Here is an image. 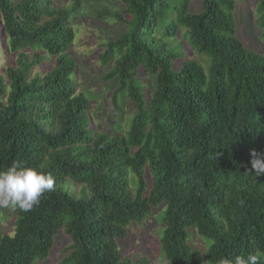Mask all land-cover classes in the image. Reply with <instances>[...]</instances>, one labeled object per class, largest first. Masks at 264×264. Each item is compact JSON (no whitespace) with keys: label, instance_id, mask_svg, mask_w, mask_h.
<instances>
[{"label":"trees","instance_id":"16d2710c","mask_svg":"<svg viewBox=\"0 0 264 264\" xmlns=\"http://www.w3.org/2000/svg\"><path fill=\"white\" fill-rule=\"evenodd\" d=\"M192 1L0 0L16 54L0 75V170L20 162L54 179L30 211L2 206L13 232L1 218L0 264L48 259L60 233L70 243L58 264H151L118 240L156 215L167 264H264V176L247 172L251 151L264 152V52L239 38L264 47V0L254 25L239 23L246 0ZM85 17L116 29L83 68L71 48ZM94 107L123 111L124 125Z\"/></svg>","mask_w":264,"mask_h":264},{"label":"rangeland","instance_id":"374dc122","mask_svg":"<svg viewBox=\"0 0 264 264\" xmlns=\"http://www.w3.org/2000/svg\"><path fill=\"white\" fill-rule=\"evenodd\" d=\"M194 1H192V4H194ZM253 0H246L245 4L242 5V8L246 10L243 15V19L239 20V23L241 25V21L246 22L247 18L252 22L251 24L254 25L256 23V15L253 13ZM86 6L91 7L92 9H98L103 8L104 6L96 5L94 2L86 1ZM195 7L197 8V5L195 4ZM240 10V8H239ZM239 13V12H238ZM249 14V15H248ZM86 18V17H85ZM84 18V19H85ZM114 22H101V23H92L90 20H88V17L86 18L84 25L81 26L79 29V34L76 37L75 45L71 48L72 49V55L76 58L79 67L83 65V68L93 65L91 62L94 61V58L96 55L100 54L104 50V39L108 38V36H111L113 30L116 29L113 28ZM77 30V29H76ZM2 34L0 33V75H4L5 69L9 66H14L16 62V54L10 53L6 50V42L5 39H2ZM241 41L244 43L246 47H249V49H253L254 51H257L258 53L264 52V47L257 42V38L255 34L249 35V36H239ZM177 40L178 44H182L183 51L186 53L187 57H192L193 53L188 46L186 41H182L181 39H175ZM173 43V42H172ZM174 44V43H173ZM176 45V44H175ZM50 61H45V64L42 67H39L36 69V72H46L48 71L50 65ZM147 83V82H146ZM94 84H92L93 86ZM79 90L83 92H87V87L84 81L82 79L79 80L78 84ZM151 87L149 84L148 88ZM87 90V91H86ZM91 92V91H90ZM96 93H99L96 91ZM89 95V92H88ZM97 95V94H96ZM91 103H99L100 96H96L93 99H91ZM123 106V103L120 101ZM96 107V105H95ZM94 111H104V115L106 116V122L109 123L111 128L119 127L124 125V117L126 114L122 111L119 114V111L115 114L114 111H110L111 109L106 108H95ZM120 115V117H119ZM105 120H102L104 122ZM101 127H104L100 123ZM108 125V124H107ZM74 192H78V189H74ZM11 208V207H9ZM9 211L5 210L4 213H2V206H0V219L1 225L4 228L5 233L12 234V225H13V218L11 217V214H8ZM160 230L162 228L161 225H159V220L157 219V215L154 216L151 222H148L146 225V228H141L137 226H132L128 228L127 236L126 238L122 240H118V248L122 255L132 259L136 257L146 258L150 260L151 264H167L165 260L162 257V254L159 250V237L157 235V228ZM194 242L192 241V244L194 247H201L202 243L201 241L195 237ZM69 239L64 233H60L56 236L54 247L52 249V252L48 259L38 263V264H58L60 259L63 257V250L69 245Z\"/></svg>","mask_w":264,"mask_h":264},{"label":"clouds","instance_id":"9594fccd","mask_svg":"<svg viewBox=\"0 0 264 264\" xmlns=\"http://www.w3.org/2000/svg\"><path fill=\"white\" fill-rule=\"evenodd\" d=\"M251 167L247 172L257 177L264 176V152L252 150ZM54 188V179L37 168L25 167L20 162H13L11 166L0 170V206L18 207L23 211H30L39 203V197L45 191ZM218 264H258V256L249 254L235 256L234 260L222 258Z\"/></svg>","mask_w":264,"mask_h":264}]
</instances>
